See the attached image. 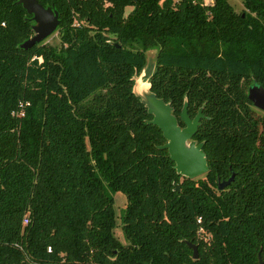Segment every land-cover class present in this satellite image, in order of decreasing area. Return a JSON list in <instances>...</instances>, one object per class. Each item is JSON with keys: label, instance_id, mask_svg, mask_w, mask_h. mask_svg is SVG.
I'll use <instances>...</instances> for the list:
<instances>
[{"label": "trees", "instance_id": "16d2710c", "mask_svg": "<svg viewBox=\"0 0 264 264\" xmlns=\"http://www.w3.org/2000/svg\"><path fill=\"white\" fill-rule=\"evenodd\" d=\"M40 1L60 46L22 47L33 14L0 0V264H259L264 114L248 91L264 85V0ZM153 48L151 89L180 124L185 99L203 107V175L177 172L133 91Z\"/></svg>", "mask_w": 264, "mask_h": 264}, {"label": "water", "instance_id": "95a60500", "mask_svg": "<svg viewBox=\"0 0 264 264\" xmlns=\"http://www.w3.org/2000/svg\"><path fill=\"white\" fill-rule=\"evenodd\" d=\"M28 12L33 16L34 34L25 39L20 45L29 48L35 43L44 41L48 36L54 33L60 24V12L54 4L45 5L40 0H18ZM147 63L140 70L147 69ZM154 71V70H153ZM151 72L148 77L143 78L145 73L133 75L135 80L133 91L141 97V100L148 107L149 113L153 114L150 122L156 123L162 130L166 142L159 145L160 148H168L171 158L175 161L177 172L188 177H197L204 174L209 169L208 159L204 150V141H198L194 138L201 124L203 116V107L201 106L194 117H191L188 111L189 101L185 99L181 119L184 125L179 122L178 116L173 112L174 107L170 101L151 89ZM143 78V79H142ZM249 98L256 107L264 110V85L254 82L249 86ZM235 178V172L227 178L220 180L219 188H225ZM176 187L180 189V183L175 182ZM188 244L193 247L194 257H198L199 248L196 242L187 240ZM264 264V259L260 256V263Z\"/></svg>", "mask_w": 264, "mask_h": 264}, {"label": "rangeland", "instance_id": "374dc122", "mask_svg": "<svg viewBox=\"0 0 264 264\" xmlns=\"http://www.w3.org/2000/svg\"><path fill=\"white\" fill-rule=\"evenodd\" d=\"M229 1L234 5L235 9L238 11H241L244 8L243 0H229ZM131 8H132V6H127L126 11H129ZM44 42L60 46L62 42H61V37H60L59 31L56 30L54 33H52L50 36H48L44 40ZM156 53H157V48L149 49L147 51V55H148L147 69L145 71H142L143 73L146 74L143 76L144 79L146 77H148V75H150L151 72L155 68ZM142 72L139 71L138 75H140ZM256 110L258 112L264 114L263 109L257 107ZM114 197H115V209L117 212V217H116L117 218V225L115 227V233L122 241L127 242V238L124 234V231L122 228V221H121V213L125 209V206L127 203V195L122 191H116V192H114Z\"/></svg>", "mask_w": 264, "mask_h": 264}, {"label": "built area", "instance_id": "2783aa9c", "mask_svg": "<svg viewBox=\"0 0 264 264\" xmlns=\"http://www.w3.org/2000/svg\"><path fill=\"white\" fill-rule=\"evenodd\" d=\"M206 3H211V2H214V0H204ZM29 221V217H28V215L26 214L25 216H24V223H27ZM199 221H201V217L199 218ZM52 249V246L51 245H49L48 246V250H51Z\"/></svg>", "mask_w": 264, "mask_h": 264}]
</instances>
